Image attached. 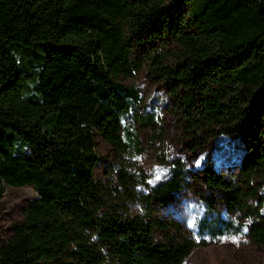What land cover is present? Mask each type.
Masks as SVG:
<instances>
[{
  "label": "trees",
  "instance_id": "16d2710c",
  "mask_svg": "<svg viewBox=\"0 0 264 264\" xmlns=\"http://www.w3.org/2000/svg\"><path fill=\"white\" fill-rule=\"evenodd\" d=\"M135 46L176 100L193 149L264 128V0H0V200L6 187L36 193L0 264H183L243 230L264 248V143L246 147L235 181L205 170L210 195L192 233L104 199L95 136L118 151L138 146L123 119L141 97L120 81L141 68ZM187 177L172 161L152 200H172ZM214 194L252 222L224 219Z\"/></svg>",
  "mask_w": 264,
  "mask_h": 264
},
{
  "label": "rangeland",
  "instance_id": "374dc122",
  "mask_svg": "<svg viewBox=\"0 0 264 264\" xmlns=\"http://www.w3.org/2000/svg\"><path fill=\"white\" fill-rule=\"evenodd\" d=\"M133 58L140 61V70L120 81L136 87L141 97L123 119V125L134 134L138 146L118 151L95 136L99 161L94 168V181L104 193V199L110 205L120 206L124 214L171 221L192 233L194 222L203 213L201 196L210 195L199 180L205 170L235 181L246 147L264 143V128L259 136L249 129L240 135L218 136L202 149H193L195 141L184 133L183 117L176 108V100L163 82L150 75L139 46H135ZM176 160L184 165L188 177L172 200L154 202L153 190L170 179L172 161ZM258 194L264 199V184ZM212 196L217 197L215 206L224 219L246 225L252 222L254 216L249 212L230 210L221 196ZM35 197L31 187H6L0 200V245L7 242L12 226L21 220L23 208ZM246 203L255 209L258 200L248 198ZM258 211L264 214V200ZM183 264H264V248L252 242L243 230L239 236L223 237L218 243L195 248Z\"/></svg>",
  "mask_w": 264,
  "mask_h": 264
},
{
  "label": "snow or ice",
  "instance_id": "6c2138e0",
  "mask_svg": "<svg viewBox=\"0 0 264 264\" xmlns=\"http://www.w3.org/2000/svg\"><path fill=\"white\" fill-rule=\"evenodd\" d=\"M157 179H159V175H157ZM233 242H236V239L235 238H233Z\"/></svg>",
  "mask_w": 264,
  "mask_h": 264
}]
</instances>
